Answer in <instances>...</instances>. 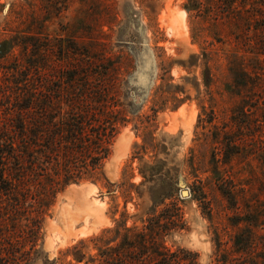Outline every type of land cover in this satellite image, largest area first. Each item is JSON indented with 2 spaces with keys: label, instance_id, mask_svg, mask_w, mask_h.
Returning a JSON list of instances; mask_svg holds the SVG:
<instances>
[{
  "label": "rangeland",
  "instance_id": "1",
  "mask_svg": "<svg viewBox=\"0 0 264 264\" xmlns=\"http://www.w3.org/2000/svg\"><path fill=\"white\" fill-rule=\"evenodd\" d=\"M188 2L0 0V264H103L107 230L156 218L181 264H264V0L243 88L232 38ZM71 115L107 125V159L48 196L61 179L14 160L18 128L59 142Z\"/></svg>",
  "mask_w": 264,
  "mask_h": 264
},
{
  "label": "trees",
  "instance_id": "2",
  "mask_svg": "<svg viewBox=\"0 0 264 264\" xmlns=\"http://www.w3.org/2000/svg\"><path fill=\"white\" fill-rule=\"evenodd\" d=\"M188 1L189 5L185 7L187 12L203 14L204 17L215 21V24H219L218 22L220 21L221 24L219 26L223 27L220 31L221 37L225 38L226 42H229L232 38L234 46V50L231 53L235 65L229 67L228 72L234 76V79H236L235 83L239 87H246L247 84L252 87L251 58H249V54L251 55V31L254 23L252 0ZM202 3L205 4L204 8L202 7ZM28 103L30 102L28 101ZM252 106L249 105V108H252ZM38 111H41V108H38ZM241 113L244 114L243 111ZM42 116L45 120V116L42 114L40 119H43ZM82 124V118L76 115L69 116L65 120L62 130H60L62 134L59 142H56L58 139L55 137L57 133L53 132L54 130L48 135L46 128L40 124L35 123V126L28 130L18 128L16 139L18 145L15 147L18 150V154L13 156L14 160L20 163L23 158L22 155L25 154L33 163L29 164L31 170L33 165L37 167L38 165L41 167L45 166V168H41L37 172H44L46 179L54 176L61 179L59 181L50 180L51 183L53 182L54 187L51 185L49 190H47L48 196L58 192V189L55 187L56 185L59 186L60 184L61 187H64L69 184H76L79 180H82L83 174L86 173L91 178L102 170L103 162L107 159V144L113 135H107V125L102 128H89L87 130ZM239 129L241 131L244 127L242 128L241 126ZM19 136H21L20 139H18ZM10 143L8 145L9 148L6 150L12 155V142ZM4 150L0 149L3 153ZM58 159H61L62 167L60 166L59 169H56L58 168L56 163ZM0 161H2V156H0ZM18 167L17 171L19 173H25L26 170L24 167L22 168V164L21 168L20 166ZM50 167L54 168L52 171H54L55 175L48 174ZM3 173L4 168H1V180L3 179ZM222 193L225 197L230 195V192L227 190H224ZM156 219H152L146 228L139 230L126 227L125 223L121 225L116 224L113 231L107 230V251L103 249L106 256L103 258L102 263L181 264L183 259L178 256L179 253L169 252L157 240L156 236L163 226ZM109 234H114L111 240L109 239ZM115 241L116 244L111 246L112 242ZM99 242L102 241L98 240L97 243ZM88 248V245L84 247L85 250H88ZM73 258L77 263H80L86 257L81 249H75Z\"/></svg>",
  "mask_w": 264,
  "mask_h": 264
},
{
  "label": "water",
  "instance_id": "3",
  "mask_svg": "<svg viewBox=\"0 0 264 264\" xmlns=\"http://www.w3.org/2000/svg\"><path fill=\"white\" fill-rule=\"evenodd\" d=\"M181 186L183 187L182 184H181ZM184 193L186 194L185 196H187V192H186L185 190L182 191V195H183Z\"/></svg>",
  "mask_w": 264,
  "mask_h": 264
},
{
  "label": "bare ground",
  "instance_id": "4",
  "mask_svg": "<svg viewBox=\"0 0 264 264\" xmlns=\"http://www.w3.org/2000/svg\"><path fill=\"white\" fill-rule=\"evenodd\" d=\"M184 195H186V194H184Z\"/></svg>",
  "mask_w": 264,
  "mask_h": 264
}]
</instances>
